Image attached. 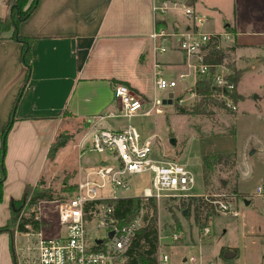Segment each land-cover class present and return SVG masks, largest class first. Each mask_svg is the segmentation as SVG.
Segmentation results:
<instances>
[{
	"label": "crops",
	"instance_id": "0c3cea01",
	"mask_svg": "<svg viewBox=\"0 0 264 264\" xmlns=\"http://www.w3.org/2000/svg\"><path fill=\"white\" fill-rule=\"evenodd\" d=\"M153 1L38 0L18 29L20 36L31 39L28 74L20 57L21 44L9 38V33L0 37V132L13 118L3 161L6 169L2 187L4 206L9 205L10 199H20L26 185L36 184L43 174L49 145L67 119L94 120L96 127L107 129L106 121L110 119L107 115L119 114V103L113 95L115 84L126 85L147 105L152 96L147 84L152 78L155 82V63L159 64L161 72L167 68L176 71L178 76L185 71L183 55L176 50L177 36H173L172 41L167 39L171 53L165 61L157 60L155 43L150 38L155 32ZM230 1L233 7L238 6L236 0ZM219 2L186 0L187 5L203 16L206 10L218 12ZM0 5L4 9L0 15L3 17L4 0H0ZM262 15L264 19V13ZM158 20L164 21L163 30L168 29L173 35L188 28L181 10L171 11ZM213 22L210 18L206 32H227L233 38L226 56L240 72L236 85L239 106L248 103L243 79L253 82L255 89L251 94L256 93L253 99L264 103V52L261 49L264 22L259 26L243 27L234 18L226 21L221 29H216ZM251 154H235L238 167L241 161L247 165L246 169H239L241 175L237 184L243 171H252V164L246 160ZM262 163L257 172L253 171L256 186L262 184L264 187ZM243 199L246 205H264V195L252 194L251 198ZM261 215L264 217V210ZM260 222L261 226L262 218ZM5 223V218H0V227ZM262 234L263 230L256 227L253 235L244 237L258 240L264 238ZM8 236V233H0V264H13ZM233 250L236 249L227 251ZM234 254H238L237 250Z\"/></svg>",
	"mask_w": 264,
	"mask_h": 264
},
{
	"label": "rangeland",
	"instance_id": "374dc122",
	"mask_svg": "<svg viewBox=\"0 0 264 264\" xmlns=\"http://www.w3.org/2000/svg\"><path fill=\"white\" fill-rule=\"evenodd\" d=\"M219 3L221 8L218 12L208 10L203 12L208 21L210 18L214 20L213 24L216 29H221L226 21H231L234 18L237 19L239 26L243 27L259 26L264 22L262 19L264 0H236V4H238L236 7L232 6L230 0H220ZM2 9L0 5V15L3 13L4 9ZM7 12L8 6H5V14ZM3 17H0V20ZM165 32L170 33L168 29ZM4 35L6 36L7 33H1L0 37ZM170 40H173L172 36ZM161 46L165 48V52L155 54L158 55V61H165L167 55L171 53V46L168 41H162ZM161 73V77L165 80L176 78L178 74L176 71H170L167 68H164ZM194 80V76L190 75L178 83L175 91L176 95H179L183 100L182 103H178L172 98L171 105H162L161 101L166 99L168 92L157 90L153 85L152 78L147 84L152 96L146 102L147 105H143L141 112L149 110L153 103L156 104L155 108L160 111L156 112L153 109L148 115L138 114L130 119H124L120 116L110 118L106 121L105 128L115 130L124 128L127 124L133 126L142 139L154 138L151 159L164 158L165 160L176 161L185 166L193 176L195 186L191 194L197 196L193 197L195 199L201 197L204 202L197 216L192 207L189 212L187 208H182L187 206L191 197L155 200L158 236L160 238L158 255L165 253L169 256V261L166 264H207L208 262L214 264H264V238L251 240L244 237L245 235H253L256 227L263 230L262 235L264 237V217L261 215L264 205H252V203L246 205L243 199L252 197L257 185V178L254 176L253 170L256 169L257 172L264 162V103H259L253 99L256 95V93L251 94L252 90L255 89L253 82L250 83L243 79L242 86L248 92L246 97L248 103H242L239 106L236 102L235 112L224 107H213L200 115H179L176 107L189 109L198 102L196 96L190 95V87ZM217 102L222 103L218 98ZM250 103L252 104L251 107L249 106ZM116 115L119 114L116 113ZM93 122L88 121L85 125L84 121L69 118L60 128L71 138L66 146L58 151L53 161L47 160L38 183V188L50 189L54 198L50 201H39L31 209L35 212V219L42 222L39 231L45 236H54L58 233L56 204L54 202L66 198L67 194L64 193L63 189L74 185L77 180L79 143L83 134L91 129ZM232 130L233 134H228ZM0 145L2 144L0 143ZM254 150H256L255 153ZM246 152L247 154L254 153L248 159L245 157L246 160H249L248 163L252 164L253 172L243 171L242 179L238 180L237 189L241 196H225L220 190L219 182H223L228 177L227 170L224 168H219L216 174L209 179V187L203 186L201 158L204 155L227 153L241 155ZM100 157L101 155L98 154H86L81 159L88 161L89 165H94ZM246 168V163L241 161L238 167L236 162L234 172L238 179L241 175L239 169ZM150 182V174L135 176L130 181L129 190L119 195L125 197L141 195L145 188L150 187ZM10 188L13 189L14 185H11ZM2 201L1 198L0 218H5L7 223L8 204L4 206ZM215 201L230 202L234 210L237 211V217L220 212L219 205ZM196 202V204L201 205L199 200ZM182 203L185 205L182 206ZM25 207L24 204L20 216L25 215ZM208 215L209 217H207ZM260 218L263 221L261 226ZM205 229H207L206 234ZM173 233H178L180 239L177 242L169 243V238ZM33 240L31 235L16 234L13 241L14 255L18 257L16 264H22L26 259V247L31 246ZM7 243L10 248L9 236ZM222 248H234L238 254L231 259H223L220 256ZM190 257L195 258L196 261L189 262Z\"/></svg>",
	"mask_w": 264,
	"mask_h": 264
},
{
	"label": "built area",
	"instance_id": "2783aa9c",
	"mask_svg": "<svg viewBox=\"0 0 264 264\" xmlns=\"http://www.w3.org/2000/svg\"><path fill=\"white\" fill-rule=\"evenodd\" d=\"M174 10H181L188 21V28L177 35L166 33L163 29L155 30L150 38L155 43L154 52L164 53L165 48L157 40L162 42L171 36H177L176 50L183 55L185 71L174 79L165 80L161 77L159 64L155 63L154 87L171 93L173 99L182 103L183 100L176 95L175 89L179 82L192 75L194 83L197 79L205 80L211 87L213 96L221 100L223 107L235 112L237 103L232 95L236 93V84L230 79L231 71L226 65V55L221 63L206 62L213 51L226 54L227 49L232 46L233 38L227 32H206L208 18L194 11L186 4V0H154L151 6L155 22ZM261 49L264 52V44ZM113 95L119 103V115L109 113L108 118L120 116L130 119L138 114L148 115L153 109L160 111L153 103L149 110L141 112L144 101L124 84H115ZM190 95L196 96L194 92H190ZM153 148L154 138L142 139L131 125L122 130H109L98 128L96 121L93 122V126L83 134L79 143L74 189L66 198L54 202L58 233L45 236L41 231L33 232L26 226L28 232L22 234L31 235L34 240L31 246L26 247L27 256L22 264H125L126 251L143 226L142 213L131 221L120 224L114 216L113 202L125 197L119 194L129 190L133 177L143 174L151 176L150 187L138 195L143 200L197 197L191 194L195 183L185 166L164 158L151 159ZM86 154H98L101 157L94 165H89L88 161L81 159ZM253 194L264 195L263 185L256 186ZM215 203L219 205L220 212L237 217V211L230 202ZM16 234L18 233L15 232L14 236ZM159 239L158 236V244ZM179 239L180 235L173 233L169 243ZM188 260L194 262L195 258L190 257ZM168 261L167 254L158 255L159 264H166Z\"/></svg>",
	"mask_w": 264,
	"mask_h": 264
},
{
	"label": "trees",
	"instance_id": "16d2710c",
	"mask_svg": "<svg viewBox=\"0 0 264 264\" xmlns=\"http://www.w3.org/2000/svg\"><path fill=\"white\" fill-rule=\"evenodd\" d=\"M37 2L38 0H5V5L6 7L8 6V12L0 20V34L9 33V38L21 44L20 57L23 65L27 68V74L28 69L30 68L31 39L20 36L18 34V29L20 24L24 22L33 12L37 6ZM25 5H27L26 8H24ZM164 23V21H156L155 30L164 29L166 27ZM225 55L226 54L222 51H213L212 54L206 58V62L215 64L221 63ZM226 65L231 71L230 79L237 84L240 72L235 69L232 62L227 61ZM191 92L195 93L198 98V102L189 109L176 107V111L179 115H200L206 113L213 107H223L222 104L217 102V99L213 96L211 87L205 80L197 79L191 88ZM232 98L235 102H238L236 93H233ZM12 122L13 118L11 117L7 125L0 132V140L2 144L0 148V201L2 198L3 182L5 180V167L3 161L5 156L6 138L12 126ZM84 124L86 125V121H84ZM228 134H233V130ZM70 138L71 136L68 134L59 131L49 145L46 160L53 161L58 151L66 146ZM235 164L236 156L234 153L204 155L201 158L203 186L205 188L209 187V179L216 174V171L219 170V168H224L227 170L228 177L223 182H219L220 190L225 196H241L237 189L238 176L234 172ZM39 180L40 179H38L34 186L26 185L20 199L9 200V219L5 226L0 227V233L5 232L10 236L11 256L14 264H16V257L14 255L13 248L14 233L28 232L26 226H28L33 232L38 231L42 222L35 219V212L31 209L34 208L39 201H50L54 198L53 192L50 189L38 188ZM73 189L74 185L66 187L63 191L68 195L73 191ZM198 200L201 205L196 204V201ZM24 204L26 206V212H24V216H20ZM113 204L114 216L117 220H119L120 224H125L135 218L140 212L142 213L143 226L136 233L126 251L125 264H158L159 244L157 206L155 199L148 198L143 200L139 196H127L118 198L113 202ZM181 205L183 206L185 204L182 203ZM202 205H204V202L201 197H199V199L191 197L187 206H183L182 208H187V211L189 212L192 207L193 212L197 216ZM207 217H209V215ZM227 250V248H222L220 256L222 257V254ZM233 251L236 253V250Z\"/></svg>",
	"mask_w": 264,
	"mask_h": 264
},
{
	"label": "water",
	"instance_id": "95a60500",
	"mask_svg": "<svg viewBox=\"0 0 264 264\" xmlns=\"http://www.w3.org/2000/svg\"><path fill=\"white\" fill-rule=\"evenodd\" d=\"M172 98H173V95L171 93L167 94L166 96V99H163L161 101V104L162 105H171L172 103ZM172 143V141H171ZM109 236H111V233L109 234ZM235 256L234 252H231V251H226L222 254V258L223 259H231Z\"/></svg>",
	"mask_w": 264,
	"mask_h": 264
}]
</instances>
